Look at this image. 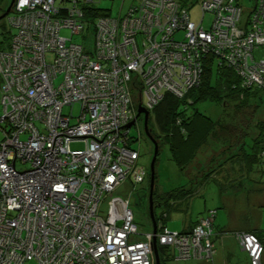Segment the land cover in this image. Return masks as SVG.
I'll return each instance as SVG.
<instances>
[{"label": "built area", "instance_id": "2783aa9c", "mask_svg": "<svg viewBox=\"0 0 264 264\" xmlns=\"http://www.w3.org/2000/svg\"><path fill=\"white\" fill-rule=\"evenodd\" d=\"M96 1L14 0L5 19L15 34L0 51V264H153L152 233L131 239L128 201L99 211L104 194L145 177L126 127L137 106L151 112L163 91L181 97L200 85L206 56L264 88V0L246 29L235 0H202L198 23L177 0H140L92 23L81 6ZM84 33L92 50L72 42ZM76 104V117L63 115ZM212 215L189 233L157 231L156 244L182 260L211 259ZM236 239L261 264L258 239Z\"/></svg>", "mask_w": 264, "mask_h": 264}, {"label": "trees", "instance_id": "16d2710c", "mask_svg": "<svg viewBox=\"0 0 264 264\" xmlns=\"http://www.w3.org/2000/svg\"><path fill=\"white\" fill-rule=\"evenodd\" d=\"M177 1L187 9H191L189 5L191 0ZM4 2L5 0H0V9L3 8ZM235 2L241 9L240 20L243 21V23L240 21L241 28L246 29V24L250 23L255 13L256 0L245 16L244 11L247 9H244L237 0ZM81 7L88 17L87 19L91 18L89 21L92 23L94 22L93 19L100 16H109L110 12L109 10L96 8L95 4ZM203 25L209 27L210 22L206 25L203 22ZM204 62V72L200 85L188 90L181 97L163 91L161 100L149 114L148 130L151 138L157 143V157L160 151L166 148L170 154V159L180 170L179 177L181 178L184 175L189 181L188 187L181 185L169 192L157 195L155 191L156 174L154 171L153 210L158 232L164 229L176 233H189L199 224L200 219L206 218L210 212H213L211 222L213 234V219L216 215V209L207 210L187 232L167 229L165 221L162 219H167L169 212L180 210L181 203L186 201L194 192H198L201 185L206 186L211 181L216 182V192L219 195L224 186L221 185L217 176L215 179L213 173L218 170L220 172L225 165L229 169L239 171V175L242 177L249 178L254 173L264 175V88L255 85H243V79L236 77L237 73L231 67L218 61L217 58L206 56ZM204 101H209L216 109H219L215 118L203 114L197 108L196 104ZM132 142H134V139L131 137ZM212 143L218 152L202 159L199 151L203 148L206 149L207 146L209 147L207 149H210ZM236 166L238 168H235ZM145 177L141 183H132L142 184ZM231 181L229 180V184L233 187ZM195 185L198 186L197 189H195ZM155 204L164 208L160 219L156 215ZM185 208L187 209L186 206ZM134 225L136 226L135 222ZM163 232L161 231V233ZM255 237L264 249L263 242L257 236ZM166 248H170L175 256L174 258L179 259L178 252L173 246L157 245L160 264H164L169 260V257L164 256Z\"/></svg>", "mask_w": 264, "mask_h": 264}, {"label": "rangeland", "instance_id": "374dc122", "mask_svg": "<svg viewBox=\"0 0 264 264\" xmlns=\"http://www.w3.org/2000/svg\"><path fill=\"white\" fill-rule=\"evenodd\" d=\"M140 0H97L95 7L102 10H109V15L117 16L118 14H123L130 6L137 4ZM202 0H191L189 5L191 9L188 11L189 16L192 21L198 23L201 18L200 11V2ZM238 3L244 8L247 9L244 11V16L248 9H251L255 0H237ZM10 2V0H8ZM183 7H185L183 5ZM243 16V17H244ZM210 19V15H206L205 25L208 24ZM15 34L14 30H9L7 27V23L5 19L0 21V51H6L11 45V40L13 35ZM61 35L63 37L69 38L70 31L62 30ZM177 39H181L182 35H176ZM72 42L79 43L83 45L86 51L92 50L94 37L91 33H84L82 35H73ZM259 53L256 52L255 56L258 57ZM236 77H238L236 75ZM134 101L137 103V99L134 95ZM145 98L143 99V104H145ZM197 108L205 115H208L211 118H215L219 112V109H216L213 104L209 101L198 102L196 104ZM72 112L73 116L76 117L80 112L79 105H74L72 108L66 106L63 108V115L69 116V113ZM150 114V112H149ZM129 135L134 139V142L129 143L130 147L136 150L139 153V161L138 166L143 167L146 173L145 181L142 184H133L129 179L125 180L123 183L119 185L113 192L109 194H104L99 203V211L100 216H105L107 211V203L111 198L120 197L124 200L128 201L130 209L132 210L134 216V222L141 233H147L151 230V220L149 218L148 213V189H149V180H150V163L153 156V146L151 142L147 139L143 132V124H142V116L138 118L135 125H133L129 130ZM139 137V138H138ZM84 145L82 143H73L71 144V149H82ZM207 148H209L207 146ZM205 148L199 151V155L201 158H205L214 152H218L214 148L213 143L211 144V148L209 150L204 151ZM225 165V164H224ZM224 166L223 169L219 172L213 173V176L216 179H220L221 185L226 186L229 185V180H232L231 183L236 186V176L233 173H230L229 168ZM24 168V166H23ZM227 168V169H225ZM235 168H238L237 166ZM154 171L156 174L155 180V191L157 195L169 192L174 188H178L179 186L185 185L189 186L188 179L183 175V177H179L180 170L176 166V164L170 159V154L166 148L160 151L159 156L157 157V162L154 167ZM207 184V183H206ZM198 187V186H197ZM195 185V189H197ZM200 188V189H199ZM198 188V192H194L186 201H183L181 205L187 207L188 214L195 215L197 212L204 211L205 208H211L209 210L216 209L218 217H225L228 215V211L224 206L223 199L217 194L216 188L217 183L211 181L209 184L201 185ZM175 199V198H173ZM159 199L157 198V201ZM242 200L243 208L247 211V205L244 204V197ZM177 201V196H176ZM189 201V202H188ZM160 202V201H159ZM188 202V204H186ZM158 203V202H157ZM155 212L159 217L162 214V210L164 208L160 207L158 204H155ZM168 213L167 219H162L165 221L166 227L169 230H181V221L178 219L176 214ZM218 219V218H217ZM170 232V231H168ZM244 234V233H243ZM133 239V238H131ZM212 243V242H211ZM264 252V249H263ZM172 251L170 248L165 249L164 256L170 258ZM263 255V253H262ZM261 255V257H262ZM262 259V258H261ZM26 264H38L35 261L27 262ZM164 264H174V261L169 259Z\"/></svg>", "mask_w": 264, "mask_h": 264}, {"label": "crops", "instance_id": "0c3cea01", "mask_svg": "<svg viewBox=\"0 0 264 264\" xmlns=\"http://www.w3.org/2000/svg\"><path fill=\"white\" fill-rule=\"evenodd\" d=\"M206 150L209 149L206 148L204 151ZM230 173L236 176V186L233 185L232 187L230 184L224 186V189L219 194L224 202L222 207H226L228 215L218 217L216 212L213 219L214 232L211 237L213 252L211 259H175L172 252V257L169 259L174 261V264H250L248 254L239 247L236 239L237 234H254L264 244V175L254 173V175L246 178L245 176H240V172L233 169L230 170ZM243 197L245 200L244 204L247 205V211L241 203ZM209 209L211 208H205L202 212L189 215L185 206L181 205L180 210L174 211L175 213L173 214L178 216L182 227L181 230L173 231H189L196 220ZM150 233H152L151 230L147 232V234ZM145 235L137 228L132 238L134 240H143ZM261 264H264V252Z\"/></svg>", "mask_w": 264, "mask_h": 264}, {"label": "water", "instance_id": "95a60500", "mask_svg": "<svg viewBox=\"0 0 264 264\" xmlns=\"http://www.w3.org/2000/svg\"><path fill=\"white\" fill-rule=\"evenodd\" d=\"M13 4H14V0H10V2H8V0H5L2 6L3 8L0 9L1 11L0 21H3L4 19H6V17L9 15L12 9ZM140 116H142L143 132L145 136L147 137V139L153 145V156H152L150 168H149L150 169V180H149V191H148V202H149L148 203V213H149V218L151 220V228H152L151 232L153 235L152 250H153V255H154V264H160V257L158 254L157 244H156V239H155V234L157 232V226L154 220V210H153L154 209L153 208V191H154V179H155L154 164H155V160H156L157 153H158V146H157V143L151 138L149 134V130H148L149 112L142 106H137L136 115L134 119L126 127L131 128L133 125H135V122L138 120Z\"/></svg>", "mask_w": 264, "mask_h": 264}, {"label": "clouds", "instance_id": "9594fccd", "mask_svg": "<svg viewBox=\"0 0 264 264\" xmlns=\"http://www.w3.org/2000/svg\"><path fill=\"white\" fill-rule=\"evenodd\" d=\"M149 112V111H148ZM153 264H154V255H153Z\"/></svg>", "mask_w": 264, "mask_h": 264}, {"label": "flooded vegetation", "instance_id": "af4514ba", "mask_svg": "<svg viewBox=\"0 0 264 264\" xmlns=\"http://www.w3.org/2000/svg\"><path fill=\"white\" fill-rule=\"evenodd\" d=\"M149 190V189H148ZM153 195H154V191H153Z\"/></svg>", "mask_w": 264, "mask_h": 264}]
</instances>
